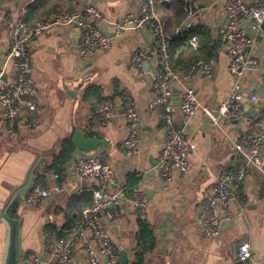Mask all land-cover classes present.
Instances as JSON below:
<instances>
[{"label": "crops", "instance_id": "0c3cea01", "mask_svg": "<svg viewBox=\"0 0 264 264\" xmlns=\"http://www.w3.org/2000/svg\"><path fill=\"white\" fill-rule=\"evenodd\" d=\"M1 2L5 11L14 17L26 11L25 22L29 28L38 26L52 14L75 12L85 5L83 0ZM189 2L193 16L187 17L182 5L184 17L179 23L168 9L170 0H162L155 5V14L163 23L165 31L172 34L175 29H179L182 34L191 35L199 28L206 29L213 40L219 43V29L225 23V0ZM30 6L37 7L40 14L47 16L29 25ZM94 7L106 22L103 25L104 32L113 39L110 50L97 51L92 58L83 59L77 54L79 31L74 27L53 26L34 38L30 45V61L36 84L33 94L35 110L21 117L12 134L7 133L5 116L0 110V264L6 238L2 220L9 218L11 209L9 206L4 214L7 204L38 159L40 162L33 173V181L40 175H44L46 181L50 179L51 173H44L45 166L52 155L58 152L61 141L69 139L74 129L103 142L89 154L101 155L110 165L115 177L114 189H126V178L130 174L138 178L132 191L140 190L146 194L148 214L144 222L149 225L154 241L152 248L143 256L142 264H264L263 179L258 172L248 168L242 182L230 185L227 218L223 217L219 207L209 211L203 205L216 180L224 172L243 164V159L235 152V144L246 123L264 115L262 74L250 72L241 81V94L246 97L254 94L258 98L257 102L244 105V108L248 105L246 110L243 109L247 117L241 122L220 120V125L214 127L201 111L185 119L179 111V104L175 105V123L195 150L189 157L187 172L175 173L173 183L166 185L155 171L165 142L160 111L148 108L154 99L151 80L156 72V59L152 57L143 67V76L138 75L130 61L131 53L136 50L153 52L154 39L147 28H126L114 33L112 23L120 22L126 15L139 16L137 0H95ZM239 26L249 32L253 41L250 53L263 63L264 26L258 33L250 31L251 24L248 21H241ZM9 45L8 32L0 28V67H4L1 82L14 79L13 64L8 60ZM182 46L186 47L183 43L180 44ZM190 55V51H184L181 57L186 69L175 68L182 77L190 70ZM200 60L209 65L210 74H191L183 80V84L194 90L200 105L216 111L235 81L228 71L229 57L219 43L209 61ZM75 88V96L67 94V90L73 93ZM122 94L134 101L141 117V147L134 154H127L121 148L128 134V121L119 101ZM107 98L114 101L116 111L112 117L100 123L96 117L103 102L99 101ZM30 119L34 121L33 125L29 124ZM261 154L264 156V143ZM79 156V151L74 147V154L66 164L61 179L63 192L52 196L42 206L24 207L22 198L15 197L14 202L18 206L14 219L18 220L21 227L22 257L41 253L48 227L58 232L64 230L59 238L49 234L48 238L52 240L65 237L67 224H78L79 216L73 223L67 221L66 215L70 211L68 206L82 193L89 192L93 185L90 180H80L75 173L74 165ZM81 188L85 190L81 192ZM109 210L114 212L111 219L105 215ZM212 214L220 219V223L215 236L208 237L203 232V225ZM75 216L73 214V218ZM100 221L119 252H127L129 264L135 263L140 227L130 203L126 202L115 211L108 208L101 214ZM243 241L250 245L252 253L250 260L245 263L236 258L237 246ZM22 257L18 264L22 263ZM72 263L87 264L82 245L73 249Z\"/></svg>", "mask_w": 264, "mask_h": 264}, {"label": "built area", "instance_id": "2783aa9c", "mask_svg": "<svg viewBox=\"0 0 264 264\" xmlns=\"http://www.w3.org/2000/svg\"><path fill=\"white\" fill-rule=\"evenodd\" d=\"M85 5L75 12H57L46 18L38 26L29 28L25 22L26 11L17 16L8 14L0 3V28L9 34L10 45L8 60L14 68V79L1 82L4 67H0V110L5 116L6 131L12 134L19 120L25 114L35 110L33 94L36 89L30 61V45L34 38L53 26L74 27L79 31L77 54L83 59L92 58L97 51L107 52L112 46V37L104 32L105 22L102 15L94 7L95 0H83ZM162 0H137L139 16L126 15L120 22L112 23L114 33L131 28L142 30L147 28L155 42L153 52L136 50L130 55V61L139 76L144 74V64L152 57L156 59V72L152 76L154 99L149 109L160 111L161 130L165 138L163 147L155 164L157 176L166 184L174 181L175 173L187 172L189 157L195 150L194 145L177 127L174 120V90L178 92L179 111L185 119L201 111L211 125H220V120L241 122L245 119L244 105L255 103L256 95L245 96L240 92L241 81L250 72H260L264 81V62L254 58L250 53L252 39L249 32L240 28L241 21L250 22V31L258 33L264 26V0H225L223 12L225 23L219 29V43L227 51L229 57L228 71L234 77V83L224 102L216 111L200 105L194 90L184 86L183 80L194 73L210 74L209 65L203 60L192 62L187 75L180 76L170 58V48L174 37L182 38V43L196 50L198 37L195 34L184 35L179 29L172 34L165 31L164 25L155 14V5ZM183 10L187 17L193 16V8L189 0H184ZM122 111L128 121V134L122 141L121 148L127 154H134L141 147V117L134 101L126 94L119 98ZM116 111L114 101L103 102L97 112L96 121L103 123ZM29 118V117H28ZM33 125L34 121L29 120ZM264 143V115L246 123L235 144L237 156L243 164L233 170L226 171L216 180L210 195L204 199V208L213 211L219 207L223 217L229 214L230 185L240 183L246 170L252 168L263 179L262 196L264 198V156L261 147ZM75 173L82 181L90 180L92 205L84 209L77 225L67 229L62 239L50 240L49 233L42 243L41 253H30L22 257L21 264H73L72 252L82 245L87 264H119V250L112 242L103 227L100 216L108 208L120 209L126 202L130 203L136 216L141 221L147 220L148 200L143 191L135 190L129 195L123 188L114 189L115 177L110 165L101 155H81L75 161ZM81 188L80 191H84ZM63 192L61 178L57 173L51 174L46 182L32 181L26 195L22 198L24 207L42 206L52 196ZM108 219L114 217L111 210L105 213ZM220 219L214 214L208 216L203 225V232L208 237L217 233ZM250 245L243 241L237 246L236 258L247 262L251 258Z\"/></svg>", "mask_w": 264, "mask_h": 264}, {"label": "trees", "instance_id": "16d2710c", "mask_svg": "<svg viewBox=\"0 0 264 264\" xmlns=\"http://www.w3.org/2000/svg\"><path fill=\"white\" fill-rule=\"evenodd\" d=\"M183 0H170L169 5V11L173 12L174 18L179 23L181 20H183V12H182V5ZM40 9L37 7L30 6L28 8V19L27 22L29 25L32 23H37L43 20L47 15L41 13ZM194 33L198 37V49L192 50L189 47H180V44H182V38L174 37L172 40V45L170 48V56L171 60L173 62L174 68L176 70L178 69H186L183 67V61H182V54H184V51H190L191 52V62L204 59L206 61H209L211 57L216 53V50L219 46V43L215 42L211 36V33L207 31L206 29H197ZM192 35V34H191ZM189 70V68H188ZM102 99L99 102H104L105 100H111L110 98H107L103 101ZM74 154V145L71 143L69 139H64L60 143V148L57 153L52 155L51 160L49 164L45 166L44 173H57L60 178L62 179V176L65 173V167L66 164L71 160L72 156ZM34 181L37 182H46V178L44 175L37 176ZM138 182V178H136L135 174H130L126 178V184L127 188L124 189L125 192L129 195L131 191L136 187ZM92 203V194L91 192H84L79 197L75 198L70 202V206H68V209L70 211L67 213V221L70 223H73V220L76 219V217H81V212L84 208L90 207ZM17 203L14 202L11 205V209L9 210V218L14 219L16 216V208ZM73 214L76 216L73 218ZM139 227H140V233L138 236V247L135 252V263L133 264H142V258L146 254L147 250L152 248L153 246V239L151 236V229L149 228V225L146 224L144 221L139 220ZM72 225V224H71ZM70 224H67L65 228H69ZM47 231L50 235H54L56 238H59L63 235V231H57L53 227H48Z\"/></svg>", "mask_w": 264, "mask_h": 264}, {"label": "water", "instance_id": "95a60500", "mask_svg": "<svg viewBox=\"0 0 264 264\" xmlns=\"http://www.w3.org/2000/svg\"><path fill=\"white\" fill-rule=\"evenodd\" d=\"M147 63L144 64L146 66ZM75 91V92H74ZM68 95L75 96L77 89L73 90V93L69 90L66 91ZM176 95L175 97V105L179 104L178 92L174 90ZM248 108V105L245 106L244 110ZM245 117H247L246 112L244 113ZM69 140L74 145V147L79 151L80 155L89 154L97 150V148L102 145V141L97 138H89L87 137L81 130L74 129L72 134L70 135ZM40 160L38 159L33 167L29 169L26 174L24 181L20 188L17 190L11 201L7 204L4 214L7 212L8 207L11 206L14 202L16 196L23 198L32 181H33V173L36 170ZM2 223L6 229V238L4 245V252L1 260V264H18V261L22 257V248H21V227L18 225V220L6 218L2 220ZM119 264H129V257L127 252L120 251L119 252Z\"/></svg>", "mask_w": 264, "mask_h": 264}]
</instances>
